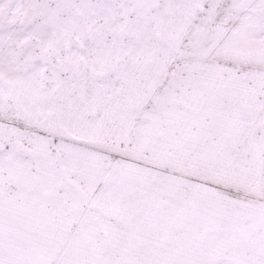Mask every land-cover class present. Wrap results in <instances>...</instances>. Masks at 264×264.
<instances>
[{"label":"snow or ice","instance_id":"snow-or-ice-1","mask_svg":"<svg viewBox=\"0 0 264 264\" xmlns=\"http://www.w3.org/2000/svg\"><path fill=\"white\" fill-rule=\"evenodd\" d=\"M0 264H264V0H0Z\"/></svg>","mask_w":264,"mask_h":264}]
</instances>
